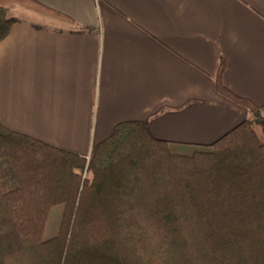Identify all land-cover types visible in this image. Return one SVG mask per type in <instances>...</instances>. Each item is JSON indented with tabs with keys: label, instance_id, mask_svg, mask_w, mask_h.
Instances as JSON below:
<instances>
[{
	"label": "crops",
	"instance_id": "obj_1",
	"mask_svg": "<svg viewBox=\"0 0 264 264\" xmlns=\"http://www.w3.org/2000/svg\"><path fill=\"white\" fill-rule=\"evenodd\" d=\"M0 43V124L88 158L123 122L175 154L249 119L215 78L264 114V0H34ZM87 28L86 30H81ZM256 133L264 141V126Z\"/></svg>",
	"mask_w": 264,
	"mask_h": 264
},
{
	"label": "trees",
	"instance_id": "obj_2",
	"mask_svg": "<svg viewBox=\"0 0 264 264\" xmlns=\"http://www.w3.org/2000/svg\"><path fill=\"white\" fill-rule=\"evenodd\" d=\"M14 5L74 23L34 0H0V43L19 22ZM223 70L216 92L249 119L186 155L143 121L117 125L88 158L0 124V264H264V114L223 85Z\"/></svg>",
	"mask_w": 264,
	"mask_h": 264
},
{
	"label": "rangeland",
	"instance_id": "obj_3",
	"mask_svg": "<svg viewBox=\"0 0 264 264\" xmlns=\"http://www.w3.org/2000/svg\"><path fill=\"white\" fill-rule=\"evenodd\" d=\"M28 14H32V13H29L26 8L20 7L18 5H14L8 8L9 17L21 19L24 21L25 20L33 21L32 18L28 17ZM61 211H62L61 205L55 206L54 208L51 209L44 232L45 238H50L56 235Z\"/></svg>",
	"mask_w": 264,
	"mask_h": 264
}]
</instances>
